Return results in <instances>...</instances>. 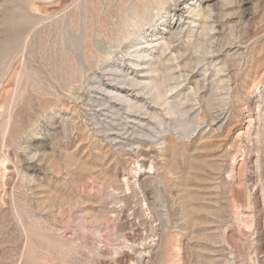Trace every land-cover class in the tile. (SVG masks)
<instances>
[{"label": "rangeland", "instance_id": "obj_1", "mask_svg": "<svg viewBox=\"0 0 264 264\" xmlns=\"http://www.w3.org/2000/svg\"><path fill=\"white\" fill-rule=\"evenodd\" d=\"M141 4L0 0V264H264V0Z\"/></svg>", "mask_w": 264, "mask_h": 264}, {"label": "bare ground", "instance_id": "obj_2", "mask_svg": "<svg viewBox=\"0 0 264 264\" xmlns=\"http://www.w3.org/2000/svg\"><path fill=\"white\" fill-rule=\"evenodd\" d=\"M144 1H146V0H142V4L141 5H135L134 7H133V10H132V16L128 19V21H130V20H132L133 21V23L131 22L130 24H129V26L130 27H132V28H140L139 26H140V17H139V15H138V13H137V11H136V9L139 7V6H141V7H147L145 4H143V2ZM160 1H162V0H160ZM125 22H126V19H125ZM127 24V23H126ZM128 28V27H127ZM131 32H132V29H127V32H126V34L125 35H123L122 37H121V39H118L117 40V42H122L123 40H125V39H127L129 36H130V34H131ZM122 35V34H121ZM147 44H148V42L146 43V47H147ZM150 44V43H149ZM165 44L169 47V42H165ZM144 46H141V48H138L137 50H135V51H133L134 52V54H133V56H134V58H133V60H131V64H133V65H135V66H139V65H141V64H144V63H142L141 61V59L143 58V57H147L149 54L148 53H146V54H144V52H143V50H144ZM166 51V49L165 50H163L162 52H165ZM99 58H100V56H99ZM98 58V59H99ZM174 59H176V57L174 58ZM141 60V61H140ZM146 63V62H145ZM162 63V62H161ZM147 64H149V65H151V63H147ZM168 68V67H167ZM143 71V69H141V72ZM157 70L156 69H154V68H149L148 70H147V68L145 69V72H156ZM110 74H112V73H110ZM109 75V74H108ZM114 75V77L113 78H110V80H112V81H110V83L109 84H106L107 85V87H105L104 89H103V87L101 88L100 87V89H103V90H105V91H107V92H110V93H113V96H112V98H116V99H118V100H121V101H123V102H126V104H127V109L128 110H130L131 108H133V107H137V105H136V103H132V100L131 99H126V98H124V97H121V94L120 93H115V92H124L125 90H124V85H126V86H132L133 88L134 87H139L138 89L140 90V91H142V90H145V89H147V92H146V95L148 94V93H150L153 89L154 90H156V92L155 93H153V95L151 96V102H154L155 104H159V105H164V104H168V101H167V95L169 94V92H172L173 90H175L176 89V87L178 86V83L177 84H169L168 86H166V88L164 89V91L162 92L161 91V88H160V84L158 85V84H156V81L153 79L154 77H152V76H148L147 74H139V75H136L135 74V76H129V74L126 72H123L122 74L120 73V74H112V76ZM117 75V76H116ZM170 74H167V73H165V75H164V78L165 79H175L174 77H170L169 76ZM181 75H183L182 73H180V76ZM111 77V76H110ZM146 78H149L148 80H145ZM114 81H116V82H114ZM162 87V86H161ZM146 91V90H145ZM144 92V91H143ZM145 93V92H144ZM151 94H152V92H151ZM136 95L137 94H135V97H136ZM148 95H150V94H148ZM158 101H161L160 103L158 102ZM139 108L137 109V110H139V109H141V108H143L142 106H138ZM167 109V113H171V109L170 108H166ZM144 113H146V112H144ZM152 117H154V116H152ZM130 155H132V154H130ZM129 155V156H130ZM147 155H149V154H146L145 153V151L143 152V151H141V150H137V151H134V154H133V156L136 158V157H142V158H145ZM132 157V156H131ZM148 157V156H147ZM138 162V161H137ZM152 163V165L151 166H149L148 168H149V170H147L146 172H145V174H147L146 175V178H145V180H146V182H149V183H151L152 184V182L156 179L155 178V169H158V167H157V164L156 163H154V162H151ZM139 167H141V165L139 166ZM150 169H153V171H150ZM142 173H144V172H142ZM141 176H142V174L140 173L139 175H138V177L137 178H135V176H132V179H126L125 180V182H126V184L128 185V188L129 189H132V190H140V192H143V189L145 188L144 187V179L143 180H140L141 179ZM158 177V176H157ZM152 186V185H151ZM147 187H150V185L148 184V186ZM153 188V187H152ZM146 189V188H145ZM135 192V191H134ZM139 192V193H140ZM136 195V194H135ZM143 196H144V193L142 194ZM141 196V195H140ZM136 197V196H135ZM141 198H144V197H140V199ZM143 201H144V199H142ZM143 201H142V203H143ZM145 202V201H144ZM146 204V203H145ZM143 206V205H142Z\"/></svg>", "mask_w": 264, "mask_h": 264}]
</instances>
